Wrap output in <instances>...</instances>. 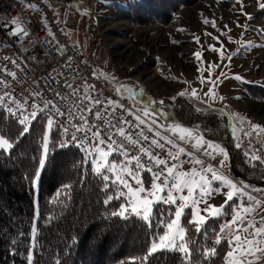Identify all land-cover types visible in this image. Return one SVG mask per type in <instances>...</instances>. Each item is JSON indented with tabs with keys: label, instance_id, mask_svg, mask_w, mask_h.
I'll list each match as a JSON object with an SVG mask.
<instances>
[{
	"label": "rangeland",
	"instance_id": "1",
	"mask_svg": "<svg viewBox=\"0 0 264 264\" xmlns=\"http://www.w3.org/2000/svg\"><path fill=\"white\" fill-rule=\"evenodd\" d=\"M46 1L68 39L77 45L83 61L91 65L93 48L94 64L109 74V80L115 77L124 86L122 92L118 93V85H114L117 96L128 100L142 114L141 109L148 110L151 115L147 118L158 132L183 143L219 166L240 189L248 190L249 195L260 200V207L264 208V188L256 189L255 186L242 184L238 176L233 174L236 179L230 174L227 161L223 167L220 166L224 157L218 150L209 156L205 154L204 147H194L195 139L180 141L172 131L178 124L157 117H160L157 110L171 118L174 117L173 112L180 113V119L186 124L194 122V128L187 127L193 137L204 138L197 128L203 129L218 140L214 144L229 146L234 163L237 161L246 165V169H241L246 175H242L249 180L264 182V35L257 31L264 29V10L259 9L258 0H243V8L237 0H186L184 3L178 0L169 10L164 9L163 13L159 9L150 11L152 8L148 4L146 9H149V14L142 12V7L141 12L137 15L133 13V16H130L132 13L129 14V9L138 7L133 0H111L106 5L111 7L109 13L105 10L104 15L98 13L100 18L97 17V25L91 16L86 18L75 9H92V0ZM149 1L145 0L141 6ZM259 3H264V0H259ZM122 12L128 14L122 15ZM243 13L250 14L252 18L248 19ZM205 18L210 23L204 24ZM212 20L215 21V27L212 26ZM238 24L248 27L245 29ZM225 25L228 27L225 28ZM206 33H211V36ZM195 36L200 38L199 43L195 41ZM214 37H219L224 45L225 59L222 61L218 52L208 48L209 45L220 48V42ZM248 42L249 47L242 46ZM195 52L201 53V59L193 55ZM227 56L232 59L227 60ZM216 64L220 67H216ZM237 75L242 79H235ZM209 78L215 81V86L208 82ZM193 89L196 96L192 95ZM209 89L215 93V99H212L211 93L205 95ZM182 91L185 95L179 96L178 93ZM159 101H163V104ZM147 105L151 106L147 108ZM44 124L45 131L46 121ZM253 125L260 127L253 129ZM246 132L251 135H244ZM160 141L174 154L175 149L167 145L166 140L161 138ZM253 155L259 159L253 160ZM195 159L192 155H181L182 169L191 170L195 166ZM109 160L116 161L112 157ZM204 165L198 167H207ZM89 166L92 169L90 163ZM40 170L38 165L37 171ZM36 179L37 175L32 182L34 194ZM143 179L145 186H148L151 178L143 176ZM218 184L214 182V186ZM223 191L227 192L228 189L223 187ZM249 195L243 191L238 194L236 199L242 207L253 203L248 199ZM224 198V195L216 194L208 203H218ZM205 206L202 204L201 208ZM252 218L256 221L261 219L253 213ZM223 235L226 253L230 233L226 231ZM221 263L225 264V258Z\"/></svg>",
	"mask_w": 264,
	"mask_h": 264
},
{
	"label": "snow or ice",
	"instance_id": "2",
	"mask_svg": "<svg viewBox=\"0 0 264 264\" xmlns=\"http://www.w3.org/2000/svg\"><path fill=\"white\" fill-rule=\"evenodd\" d=\"M135 2V0H133ZM219 2V0H218ZM237 3L241 4L243 8V0H237ZM28 7L36 9V6L29 4ZM258 7L260 10H264V3H259ZM85 15L90 14L89 9L82 10ZM248 19H251V15L243 13ZM204 24L210 23L208 18L203 20ZM212 26L215 27V21H211ZM12 28L10 35H22L27 37L29 35L28 30L23 25L19 18H13L11 20ZM7 26V25H6ZM247 29V25L241 26ZM228 26L225 25V28ZM230 31V29H229ZM262 35H264V29H257ZM224 34V33H222ZM49 35L54 34L49 30ZM211 36V33H206ZM197 43L200 42L198 36L194 37ZM218 42L219 37H214ZM231 40V37H229ZM176 42V41H174ZM243 47H249L250 42L242 45ZM208 48L213 52H218L221 61L225 59L224 56V45L220 42V48H216L214 45H209ZM58 54H63V46L57 48ZM193 55L199 60L201 59V53L195 52ZM227 60H231V56L226 57ZM5 59H8L5 57ZM35 59V58H33ZM71 57H69V63L65 67H71ZM12 64H16V61H11ZM19 67V65H16ZM220 67L219 64L215 65ZM199 71V69H198ZM0 72H6L7 75L13 79L16 78L17 73L14 71L9 72L7 68H0ZM63 75V73H60ZM92 75L97 79H109V74L103 70L97 72L93 70ZM223 75V73H221ZM211 73L209 74V77ZM218 80L219 77H216ZM235 79L241 80L240 76H235ZM111 82L118 85L116 91L121 93L124 89L123 85L115 78H110ZM51 82H57L55 77L51 78ZM203 82V80H202ZM209 83L215 86V81L209 78ZM0 84H5V81L0 80ZM6 86V85H5ZM64 86L71 89V95L77 96L80 89L73 87V85L67 81L64 82ZM98 89L95 85L85 84V90L81 97H78L80 103L73 104L69 108L67 115L69 116V123L71 119H78V124H73L74 129L71 132V140L77 143L87 155L81 162L82 166L86 164L92 165V172L97 175L102 181H104L102 190H110L113 185H116V192L114 195H108L104 199L103 203L107 206L113 200H121L119 208L110 213L112 217H119L125 221L136 219L144 224L145 227L151 229L153 227V220L159 213L161 217L160 223L164 226L162 234H154L149 239V247L145 256L142 258H133V264L137 259L140 260V264H148L150 258L155 256L158 252H176L181 254V259L184 264H191L192 252L194 249L190 245H194L196 241L192 239L189 234V226L196 234L206 233L207 225L211 220L220 218L227 214V206L230 202L236 200L238 194L241 193L236 183H234L227 176L221 174L212 165L207 167H198L203 164L200 159L194 160V167L189 171L182 169V161L180 160L181 155L191 156L184 147L174 143L172 139H166V144L171 145L173 149H176L174 155L171 149H167L165 143H161L160 140L152 138L143 134V128L141 125H145L147 122L140 116H136L135 119L139 121L136 125L140 128L139 132L135 135L125 126L130 125L131 122L128 120L120 119L115 116L116 109H122L123 111L131 114L130 108H125L123 104L110 98L101 100L96 95ZM211 93L212 99H215V93L212 89H209V95ZM102 94V93H101ZM32 96H39L40 93L33 91ZM55 96L61 100L67 99L66 96H62L59 91L54 93ZM179 96H184L185 92L178 93ZM192 95L196 96L197 93L193 89ZM8 97L12 100V103L16 105V112H13L11 106L8 107L9 114H20V110L25 107L24 103L16 100L10 95L9 92L5 91L3 96H0V105L3 104L4 98ZM175 99V97H173ZM223 99V97H221ZM87 103L89 107L82 109L81 104ZM163 104V101H159ZM103 107L104 111L101 112L99 108L93 112V107ZM34 108H39V105L33 103ZM111 108L109 112L108 109ZM48 110L53 113L54 116H64L65 112L62 111L59 106L49 100L43 102V108L40 111ZM88 112L96 119L103 121V124L97 125L90 123L88 118L83 114ZM143 115L148 117L151 113L146 109H141ZM199 111V109H198ZM222 115L225 113H221ZM39 115V112L32 111L29 116L18 119L17 123L20 125H26L18 133L15 139L6 138L5 134L0 133V150L8 151L14 147V144L23 138L31 131L30 120L35 119ZM53 115H49L46 120V130L44 131L41 138V158L39 159V168L43 169L46 166V160L50 152L49 139L52 129L57 125V120ZM116 119L117 123H113L112 120ZM258 125H253V129L259 128ZM95 129V131L93 130ZM149 131L151 126L149 125ZM174 133L178 135L180 141L189 139H195L196 143L194 147H204L206 155L212 156V153L216 150L224 157L220 161V166L223 167L225 162L228 160V152L220 145L214 144V142L205 141L202 136L193 137V133L190 129L182 125H176L172 129ZM235 131V129H234ZM65 135L69 134L67 127L63 128ZM77 133H81L80 138H77ZM160 136L159 132L154 134ZM244 135H251L250 132L244 133ZM120 137L121 140L117 141L114 137ZM165 139V138H162ZM85 143L90 147H85ZM206 145V147H205ZM60 147L67 146L66 143H61ZM155 149L165 152V156H161L160 151H153ZM239 147V145H237ZM135 148L136 154H130L129 149ZM211 149L212 151H209ZM119 154L122 159L119 162L109 160V157ZM247 155V154H246ZM214 158V157H213ZM253 160H258L259 157L252 156ZM148 173L151 176V182L148 186H145L143 174ZM39 171L36 175L39 176ZM214 182H219L218 185L214 186ZM135 185V186H133ZM228 189L227 192L223 191V187ZM69 187L68 185L64 186ZM216 194L224 195V203L217 206L208 203L209 199ZM248 199L252 201V204L241 207L237 205L233 208V214L231 220L222 224L219 231L215 233V245H220L224 240V233L227 231L230 233L227 239L229 245V251L225 253V264H254L255 261L260 260L264 257V217H261L259 221L252 218L254 213L260 206L261 201L255 197L248 196ZM164 205L163 209L159 208V205ZM206 205L201 208V205ZM166 217V219L164 218ZM247 221V223H245ZM259 225V226H258ZM243 233V235H241ZM35 234V228L33 229ZM216 247H204L202 255L205 261L213 258L217 255ZM33 255L29 253L28 264H32ZM59 264V261L56 262Z\"/></svg>",
	"mask_w": 264,
	"mask_h": 264
},
{
	"label": "trees",
	"instance_id": "3",
	"mask_svg": "<svg viewBox=\"0 0 264 264\" xmlns=\"http://www.w3.org/2000/svg\"><path fill=\"white\" fill-rule=\"evenodd\" d=\"M175 1L178 2L150 0L141 6L145 0H135L138 7L130 8L129 14H139L142 7V12L149 14L148 4L150 11L159 9L163 13ZM173 114L174 117L168 118L178 125L190 127L194 123L186 124L180 119V113ZM30 125L31 131L12 149L0 150V264H28L29 253L33 255L32 264H56L57 261L59 264H133V258L145 256L150 237L164 231L159 213L151 229L136 219L125 221L112 217L110 213L119 208L123 199L113 200L107 206L103 201L115 194L116 185L102 190L104 181L93 174L89 164L82 166L85 156L69 146L55 128L50 133V152L46 166L36 179L34 194L32 182L39 165L45 124L43 119H36ZM21 130L0 113V133L6 138L15 139ZM202 134L209 142L218 141L209 133L202 131ZM61 143L67 146L60 147ZM232 170L239 178L245 177L234 162ZM164 207L159 205L160 209ZM230 210L231 204L226 215L208 223L206 233L196 234L189 226V234L196 241L190 245L194 249L191 264H223L226 244L223 241L215 245L214 240ZM204 247H216L217 255L205 261ZM135 264H140V260ZM148 264H184V261L180 253L158 252Z\"/></svg>",
	"mask_w": 264,
	"mask_h": 264
},
{
	"label": "built area",
	"instance_id": "4",
	"mask_svg": "<svg viewBox=\"0 0 264 264\" xmlns=\"http://www.w3.org/2000/svg\"><path fill=\"white\" fill-rule=\"evenodd\" d=\"M110 1L111 0H92V9L81 8L82 10H90V14L86 16H91L97 25V20L100 18L98 13L99 15H104V10L109 13L111 7L106 5L110 4ZM29 4L35 5L38 10L28 7ZM13 18H19L21 20L29 32L27 37L9 34L12 28L11 20ZM49 30L54 34V38L53 35H49ZM60 46H63V54L57 53V48ZM5 57L8 59H5ZM69 57L72 58L70 62L71 67L67 68L65 65L69 63ZM13 60L16 61V64L11 63ZM16 65H19V67ZM0 68H7L9 72L14 71L17 73L16 78L13 79L11 76L7 75L6 72H0V80L5 81V84H0V96H3L4 92L7 91L12 97L25 105V107L20 110V114H9L7 110L8 107L11 106L15 113L16 105L12 103L11 99L5 97L3 104L0 105V113L14 121L21 128L26 125H20L17 123V120L29 116L32 111L39 112V115L35 119L30 120V124L36 119H43L46 121L49 115L54 116V114L50 113L48 110L40 111V109L43 108V102L51 100L65 112L64 116H54L58 122L54 128L59 131L61 137L69 146L86 156L87 154L77 146V143L71 140L70 135L71 132L74 131L72 125L78 124L79 120L71 119V123H69L70 118L67 113L73 104L80 103L78 97L82 96L85 90V84L87 83L96 86L98 89L96 95L99 99L106 100L110 98L123 104L125 108H130L132 110L131 114H128L122 109L117 108L115 116L130 121L131 124L125 127L134 135L139 132L140 128H143V134L148 136L150 140L152 138L158 140L161 138H165L164 140L172 139L174 143L184 147L192 156L205 163L204 166L212 165L221 174L230 178L229 174L221 171L219 166L206 160L195 150L190 149L183 143H179L175 139L167 137V135L165 136L162 132H159L160 136H155L154 134L158 132V130L153 126V122H151L149 118L145 117L139 110L134 108L128 100L117 96L115 94L114 85L110 82L105 79L94 78L92 75L94 70L93 66L83 61L77 45L68 39L64 29L58 24L52 8L46 0H0ZM60 73H63V75H60ZM52 77H55L58 83L51 82ZM65 81L71 83L73 87L80 89L77 96L71 95V89L64 86ZM33 91L39 92L40 95L32 96L31 93ZM57 91H59L62 96H66L67 99L61 100L59 97L55 96L54 93ZM33 103L40 107L34 108ZM87 107H89V105L86 102L81 104L82 109ZM97 108H99L101 112L104 111V108L100 106L93 107L92 111H97ZM108 111L110 112L111 108H109ZM83 114L88 118L90 123L97 125L103 124V121L96 119L88 112L85 111ZM136 116H140L147 123L137 128L136 125L139 124V121L135 119ZM112 122L117 123V120L113 119ZM149 125L151 126V131H149ZM64 127L69 129L68 135L63 133ZM93 130L95 131V129ZM76 135L79 139L81 133H77ZM114 139L119 141L122 138L117 136L114 137ZM85 147H90V145L85 143ZM152 150L154 152L160 151L161 156H165L164 151L155 149L154 146ZM129 151L132 155L136 154L135 148H130ZM175 154L176 149L174 151V155ZM111 157L114 158L116 162L122 159L119 154H115ZM143 176L151 178L148 173H144ZM242 191L247 195L250 193L248 190L242 189ZM250 196L254 197L252 194ZM227 251H229V247Z\"/></svg>",
	"mask_w": 264,
	"mask_h": 264
},
{
	"label": "flooded vegetation",
	"instance_id": "5",
	"mask_svg": "<svg viewBox=\"0 0 264 264\" xmlns=\"http://www.w3.org/2000/svg\"><path fill=\"white\" fill-rule=\"evenodd\" d=\"M87 17L88 16H86V18ZM157 117L161 119V117H159V115H157ZM228 147H229L228 145L226 147H224V149L227 152H228V150H230V149H228ZM230 159H231L230 160L231 171L235 175V173L232 170V163H233V160H232L233 159V156L232 155H231V158ZM228 163H229V156H228V160H227V166H228ZM235 167L236 168H239V169H246V165L245 164L239 163L237 161L235 162ZM240 179H241L242 184H245L246 186H251V187H254L255 186L256 189H262V188H264V182L263 181H261V182H255L254 180H251V179L249 180L247 177H243V178H240ZM262 190H264V189H262Z\"/></svg>",
	"mask_w": 264,
	"mask_h": 264
},
{
	"label": "water",
	"instance_id": "6",
	"mask_svg": "<svg viewBox=\"0 0 264 264\" xmlns=\"http://www.w3.org/2000/svg\"><path fill=\"white\" fill-rule=\"evenodd\" d=\"M77 8H79V7H75L76 11L81 12V13L86 17V15L84 14V12L78 10ZM92 53H93V48H92V50H91V65L93 66V68H94L97 72H99V71H100V68H98V67L94 64V62H93V57H92ZM107 81L110 82L112 85H115V84L112 83L109 79H108ZM136 85H137V87H138V84H136ZM137 101H138V99H137ZM150 106H151V105H147L148 108H149ZM152 107H153V106H152ZM157 111H158V113L161 115L162 119L165 120V122H169V123H175V124H177L174 120H172V119H170V118H168V117L163 116V115L160 113L159 110H157ZM190 127L194 128L195 126L192 125V126H190ZM197 129H198L199 133H200L201 135H203V134H202V130H201L200 128H197ZM222 146H223V147H226V144H223V143H222ZM228 154H229L228 169H229V171H230V174H231L234 178H236V177L233 175V173H232V171H231V167H230V160H231V159H230V158H231V151H230V150H228ZM236 179H237V178H236Z\"/></svg>",
	"mask_w": 264,
	"mask_h": 264
},
{
	"label": "crops",
	"instance_id": "7",
	"mask_svg": "<svg viewBox=\"0 0 264 264\" xmlns=\"http://www.w3.org/2000/svg\"><path fill=\"white\" fill-rule=\"evenodd\" d=\"M224 199H225V198H224ZM209 201H210V200H209ZM209 201H208V202H209ZM216 202H217V201H216ZM216 202H212V204L215 203L214 205L219 206V205H221V204L224 203V200L221 201V202H218V203H216ZM237 205L241 206L240 203H239V201H237V199H236L233 203H231L230 215L228 216L227 221L231 220V218H232V214H233V208H235ZM241 207H242V206H241ZM253 215H255V216H257V217H264V208H263V207H259V208L253 213ZM227 221H226V222H227ZM241 235H243V233H241ZM254 264H264V257H262L260 260L255 261Z\"/></svg>",
	"mask_w": 264,
	"mask_h": 264
}]
</instances>
